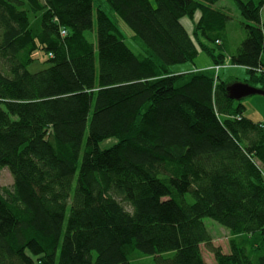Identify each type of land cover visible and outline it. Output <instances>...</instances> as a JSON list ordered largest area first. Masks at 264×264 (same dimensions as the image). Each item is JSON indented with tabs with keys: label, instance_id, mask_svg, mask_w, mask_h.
Listing matches in <instances>:
<instances>
[{
	"label": "trees",
	"instance_id": "obj_1",
	"mask_svg": "<svg viewBox=\"0 0 264 264\" xmlns=\"http://www.w3.org/2000/svg\"><path fill=\"white\" fill-rule=\"evenodd\" d=\"M218 1L0 0V264H264V126L227 90L264 91V0H234L242 81L219 74ZM199 54L211 67L170 69Z\"/></svg>",
	"mask_w": 264,
	"mask_h": 264
},
{
	"label": "rangeland",
	"instance_id": "obj_2",
	"mask_svg": "<svg viewBox=\"0 0 264 264\" xmlns=\"http://www.w3.org/2000/svg\"><path fill=\"white\" fill-rule=\"evenodd\" d=\"M152 2L154 0H151ZM247 1V0H244ZM254 2L257 4L259 0H254ZM214 9L218 11H222L226 13L230 17V21L227 24V30L224 36V47H225V56H226V64L223 68L219 69V74L224 79L234 77L239 81H242L244 79L248 78V75L245 72V69L241 67L231 66L228 60V56L233 54L236 49L239 47L240 43L244 40L246 36V31L244 28L245 21L241 18L239 11L236 7V4L234 0H219L217 3H215L212 6ZM108 12V11H107ZM110 18L117 22V26L119 27V31L123 33L125 36V43L126 45L132 50L135 54L142 53V47L144 48L143 44L138 42L137 40H134L133 33L123 24V22L118 19L113 14H110L108 12ZM199 13L195 14L194 21L198 18ZM261 21L264 22V5L260 12ZM181 23L184 25L186 30L188 32H192L193 24L191 20L187 17L181 19ZM87 38L95 43V33L88 32ZM36 58L40 60L38 65L29 67V71L35 72L38 71L44 66L41 64L45 57L42 56L41 52L36 53ZM211 59L206 56L205 54H199L198 57L194 60L193 63H186L182 65H175L171 66L170 69L172 71H186L189 70V68L194 69L195 67L202 68L206 65H210ZM242 104L245 106V117L250 119L253 122L262 123L264 126V97L262 96H251L247 97L242 100ZM114 143V139H109L101 143L102 148H107L111 146ZM13 184V179L8 172V170L5 168L0 172V187H11ZM74 186V185H73ZM70 205V200L68 202V207ZM68 214V212H67ZM203 223L209 232V234L212 236V239L219 247L222 248L223 251H229L228 249V239H229V233L228 230L222 226H220L218 223H216L214 220L210 218H204ZM203 248L204 254H207ZM225 252V253H227ZM210 259L213 261V256L209 253ZM208 259V258H206ZM209 259V260H210ZM133 264H156L153 260V258H144L141 260H137L136 262H133Z\"/></svg>",
	"mask_w": 264,
	"mask_h": 264
},
{
	"label": "water",
	"instance_id": "obj_3",
	"mask_svg": "<svg viewBox=\"0 0 264 264\" xmlns=\"http://www.w3.org/2000/svg\"><path fill=\"white\" fill-rule=\"evenodd\" d=\"M229 97L233 100L240 101L251 96L264 97V91L256 89L246 83L236 82L227 88Z\"/></svg>",
	"mask_w": 264,
	"mask_h": 264
},
{
	"label": "crops",
	"instance_id": "obj_4",
	"mask_svg": "<svg viewBox=\"0 0 264 264\" xmlns=\"http://www.w3.org/2000/svg\"><path fill=\"white\" fill-rule=\"evenodd\" d=\"M209 67H211V64L210 65H206V66H204V67H202V68H198V67H195L194 69H192V68H189V70H186V71H178V72H176V73H181V72H189V71H194V70H197V69H207V68H209ZM214 242V241H213ZM215 244V243H214ZM217 245V244H216ZM218 246V245H217ZM207 254H204V252L202 253V255H203V258H204V260H205V262L207 263V264H214V261H212L211 259H210V255H209V252H207L206 250H204ZM226 252V251H225ZM206 258H208V259H206ZM210 259V260H209Z\"/></svg>",
	"mask_w": 264,
	"mask_h": 264
}]
</instances>
